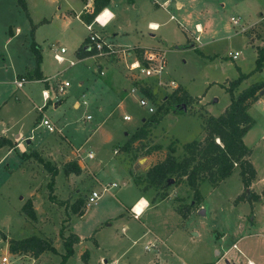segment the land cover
Listing matches in <instances>:
<instances>
[{"label":"rangeland","instance_id":"1","mask_svg":"<svg viewBox=\"0 0 264 264\" xmlns=\"http://www.w3.org/2000/svg\"><path fill=\"white\" fill-rule=\"evenodd\" d=\"M176 1L109 0L107 8L114 17L106 27L95 28L125 52L79 60L80 44L88 31L68 9L82 8V0H26L30 18L16 0H0V137L10 133L15 147L13 152L0 147V232L13 239L36 235L58 250L46 251L38 259L30 253L8 254L7 240L0 233V264H59L64 252L60 228L64 235L83 236L65 264H85L80 254L86 251L89 256V250L90 264H150L160 246L151 240L153 234L132 242L148 225L161 235H172L167 239L169 255L177 254L187 264H213L217 259V264H264V90L250 108L254 125L244 136L256 171L251 190L260 200L235 202L244 190L238 166L216 187L208 180L200 182L199 199L185 179L173 175H168L172 183L151 186L145 192L143 184L136 183L151 165L164 159L169 144L175 146L174 156L180 160L185 143L203 139L204 118L220 114L230 101L226 88L238 77L237 67L251 72L257 49L264 47V0H179V8ZM107 11L99 16L101 21L107 18ZM43 18L47 21L40 22ZM231 18L239 24H233ZM150 22H156L157 27ZM196 23L203 33L198 32ZM32 40L41 53L39 80L31 79L35 64ZM137 40L165 50V79L177 84L175 89L154 85L149 89L154 113L139 105V92H130L141 74L130 70V64L142 60L143 52L151 48L138 52L126 46ZM61 47L66 52L60 53ZM55 52L63 56L62 62L55 59ZM234 52H238L237 59L229 56ZM71 60L76 62L72 66ZM20 76L27 81L18 88L13 81ZM250 77L264 81V66ZM47 81L50 100L42 95ZM60 81L69 82L62 95L56 91ZM183 87L194 96L187 92L191 99L184 102L186 110L175 112L167 106L170 95ZM240 88L241 84L235 94ZM77 102L79 106H75ZM86 114L91 119H86ZM124 115L130 120H123ZM43 117L51 120L53 132L38 126ZM153 118L159 121L151 122L147 137L124 151L122 146L135 129ZM16 130L24 135L16 139L12 133ZM154 145L161 148L147 154ZM88 152L93 153L92 159ZM43 161L57 169L54 200L48 197L51 175ZM69 161L79 164V174L64 172ZM113 182L115 187L103 192L95 204L86 205L91 190ZM140 195L150 207L136 219L131 208ZM29 198L35 220L21 210ZM75 204H80V214L73 213ZM146 205L142 200L135 210L142 213ZM161 222H167L166 226L162 228ZM151 243L154 246L145 250ZM172 260L178 264L176 258Z\"/></svg>","mask_w":264,"mask_h":264},{"label":"trees","instance_id":"2","mask_svg":"<svg viewBox=\"0 0 264 264\" xmlns=\"http://www.w3.org/2000/svg\"><path fill=\"white\" fill-rule=\"evenodd\" d=\"M20 8L25 12V15L30 18L26 0H16ZM109 0H93L94 9L92 13L84 14V20L89 22L93 17L104 7L107 6ZM9 34H12L9 28ZM30 48L34 53V67L31 70L34 80L42 78L40 70L41 53L38 44L32 40ZM91 49H79L80 58L92 54ZM255 66L249 73L240 71L237 78L229 81V86L226 91L229 93L230 101L224 111L217 116L209 115L203 120V130L205 135L202 140H193L183 145L184 155L180 160L174 156L176 150L173 144H169L168 153L161 161L151 165L145 173V176L136 178V183L142 186V190H147L151 186L166 184L168 175H173L180 179H185L188 186L193 190L194 196L201 197L199 193V183L208 180L213 186H217L219 182L226 179L236 166L239 167V175L243 183V191L235 198V202L239 201H257L260 200L259 194L251 190V183L256 178V171L251 162V148L248 147L243 140L244 135L254 125V119L249 113V108L258 100L261 92L264 90V81L258 80L247 87L241 89L235 94L234 89L241 82L254 72L261 71L264 66V47L257 49ZM181 93L178 94V90ZM179 90V91H180ZM144 92L152 97L151 92ZM170 97L168 107L175 112H183L182 103H187L190 98L189 94L178 88L174 90ZM153 98V97H152ZM157 123L158 118L147 119L143 124L136 128L123 144L122 149L129 151L135 141H141L146 138L149 133L151 122ZM8 146L15 148L13 142L1 136L0 147ZM161 148L160 145H154L147 149L149 154L153 149ZM136 157V155H133ZM50 171V181L48 182L49 198L55 199L54 195V177L57 174V169L48 162L43 161ZM64 172L66 174H79L81 168L76 161H69L65 164ZM62 203V202H61ZM80 204H75L72 208L73 213L79 212ZM22 212L32 219H36V213L32 206L31 199H27L21 207ZM1 233V237L7 240L8 252L11 254L30 253L34 258H37L46 251L57 252L56 248L48 241L36 236L30 235L21 239L7 238ZM59 235L62 239L64 252L61 253L59 264H65L67 260L74 254V244L78 242L79 237L76 234L64 235L63 229L60 228ZM81 259L88 264V254L84 251ZM156 264V263H155Z\"/></svg>","mask_w":264,"mask_h":264},{"label":"built area","instance_id":"3","mask_svg":"<svg viewBox=\"0 0 264 264\" xmlns=\"http://www.w3.org/2000/svg\"><path fill=\"white\" fill-rule=\"evenodd\" d=\"M90 1L91 0H86L85 5H84V9L88 13H92L94 9V4L92 8L89 7ZM103 10H105V8L100 10L93 17L91 21L85 23V27L88 31V34L86 36V45L89 46V49L93 51L91 55L96 56V57H103V56L109 57V56L114 55L117 52H121V51L125 52L124 49L118 50L116 46H114L112 43L107 41L104 38L103 34L100 31H97V29L95 28V26H98L99 28L105 27L110 22V20L113 18V14L110 13L108 14L107 18L103 22L98 20L97 18ZM231 21L233 24H239V20L236 18H231ZM196 39L198 40V37H196ZM65 51L66 49L64 47L60 48L61 53H64ZM165 53H166L165 50L162 48H149L148 50H145L143 52L142 60L135 59V61H133L130 64V70H136V71L141 72L140 76L135 80V82L139 81V83L133 85L130 88V92L131 93L139 92L141 94L138 100L139 105L146 106L148 112L150 113H154V111L156 110V107L154 106V103L150 99L152 97L148 96L144 92V90L150 91L149 89H151L152 91L153 85L156 88L158 87L163 88L164 86H169L171 88L173 87L174 89L177 88V84L175 80L173 79L166 80L167 78H166V71H165V66H166ZM230 55L233 59H236L238 56V52L231 53ZM54 57L59 62L63 61L61 60L62 56L59 54H54ZM75 63H76L75 61L71 60L70 66L74 65ZM26 81L27 79L25 78V76H20V78L14 79L13 82L18 88H20L23 86V84ZM68 86H69L68 81H60L59 83L56 84V91L58 92L59 95H62L63 93H65V90ZM42 95L44 96L45 100H49L51 96L49 94V88L44 89L42 91ZM83 103L86 104V101L84 100ZM38 110L41 111L42 108L38 107ZM90 118H91L90 115H86V119H90ZM123 119L130 120V116L124 115ZM40 124L44 126L45 129L49 132H53L55 130V126L46 117L42 118ZM87 157L89 159L93 158V153L88 152ZM113 186L115 187L116 183L113 182L108 186H104L101 190H96V189L91 190V192L88 194L86 198V201H85L86 205L91 206L92 204H95L100 199L103 192L108 191L110 187H113ZM131 211L133 213L134 218L136 219L139 218L140 215L133 210V206L131 208ZM152 245H153L152 243L146 244L145 249L148 250ZM232 246L234 248L237 247L236 244H233ZM5 259L6 258L4 257L3 260ZM249 264H253V263L249 262Z\"/></svg>","mask_w":264,"mask_h":264},{"label":"crops","instance_id":"4","mask_svg":"<svg viewBox=\"0 0 264 264\" xmlns=\"http://www.w3.org/2000/svg\"><path fill=\"white\" fill-rule=\"evenodd\" d=\"M57 2L59 1V0H56ZM83 2H84V5H85V2H86V0H82ZM27 3V2H26ZM84 5H83V7L82 8H80V9H75V8H73V7H69V9H68V14H73L75 17H78V19H80L81 20V22H83V24L85 25V23H86V21L84 20V14H89L85 9H84ZM181 5H182V3L179 1V0H177L176 1V7H181ZM27 7H28V5H27ZM89 7L90 8H92L93 7V1L91 0L90 2H89ZM57 8L60 10L61 9V5L59 4L58 6H57ZM105 9H107L108 11H110L112 14H113V17H114V13L111 11V10H109L108 8H107V6L106 7H104ZM29 11V10H28ZM29 15H30V13H29ZM113 19V18H112ZM111 19V20H112ZM110 20V21H111ZM41 21H47V19L46 18H43V19H41L40 20V22ZM35 24H37V23H35ZM151 24H152V26L153 27H157V23L156 22H150L149 23V25L151 26ZM194 25H196V28L198 29V32H201L202 31V26L199 24V23H196V24H194ZM107 26V25H106ZM105 26V27H106ZM104 28V27H103ZM102 29V28H101ZM18 31V29L16 28V32ZM114 32V31H113ZM202 33H203V31H202ZM117 33H113V36H115ZM196 37V36H195ZM162 40L163 39H161L160 38V41L162 42ZM114 41V40H113ZM196 41V40H195ZM198 41V40H197ZM163 43V42H162ZM194 45V44H193ZM80 46H83V47H87V45H86V37H84V39H83V41H81V44H80ZM126 46H130V47H135L136 48V50H138V52H143V50H145V49H147V48H149V47H159L158 45H143L142 43H140V41H138L137 40V42L136 43H131V44H128V45H126ZM159 48H161V46L159 47ZM57 52V51H56ZM55 52V54H59V53H56ZM59 52H60V50H59ZM66 52V51H65ZM61 53V52H60ZM128 54H130L129 52H128ZM132 55V54H131ZM88 56H92V55H88ZM88 56H85V57H82V58H79V60H82V59H85V58H87ZM229 56L231 57V55L229 54ZM93 57V56H92ZM232 58V57H231ZM238 58V57H237ZM236 58V59H237ZM233 59V58H232ZM119 63H122V62H119ZM28 72H30V71H28ZM259 71H257L256 73H258ZM19 74H17V76H18ZM21 75V74H20ZM43 77H45V79L46 80H48V81H51V78L49 77V76H46V75H44ZM47 81V83H46V87H47V85L49 84V82ZM255 81H258V80H253L251 77H250V75L246 78V79H244L242 82H241V88H240V90L241 89H243V88H245V87H247L249 84H251V83H253V82H255ZM80 84H83V81H80L79 82ZM130 83H131V81H130ZM180 86H182V85H180ZM50 87V84L48 85V87L47 88H49ZM182 88V87H181ZM183 90L185 91V92H188L187 90H186V88L185 87H183ZM189 93V92H188ZM49 94L51 95V89L49 90ZM190 94V93H189ZM190 95H192V94H190ZM192 96H194V95H192ZM262 95H260L259 96V98L261 97ZM258 98V100H260ZM50 100V99H49ZM257 100V101H258ZM256 101V102H257ZM255 102V103H256ZM58 103H60V101L58 102ZM228 104H229V102H228ZM228 104H226V106L228 105ZM75 106H79V103L77 102V103H75ZM226 106L223 108V110H222V112L224 111V109L226 108ZM252 107V106H251ZM250 107V108H251ZM250 108H249V113H250ZM42 111V110H41ZM221 112V113H222ZM86 115H90V114H86ZM86 115H85V117H86ZM219 115V114H218ZM215 116H217V115H215ZM91 119V118H90ZM124 120V119H123ZM51 121V120H50ZM126 121H128V120H126ZM41 124H38V126H40ZM42 126V125H41ZM9 132V131H8ZM248 132V131H247ZM5 133H7V132H5ZM13 133V135L14 136H16V139L17 138H20L21 136H23L24 134H23V132L22 131H20V130H16V131H14V132H12ZM247 134V133H246ZM246 134L244 135V136H246ZM10 135V133L9 134H3V137H5L6 136V138H8V139H12L11 138V136H9ZM26 140H27V142H29V140H30V138H26ZM243 140H244V137H243ZM12 141V140H11ZM245 143V142H244ZM5 149L6 148H9V147H5V146H3ZM10 150H11V148H9ZM12 151V150H11ZM10 151V152H11ZM10 152L8 153V154H10ZM13 152V151H12ZM92 159V158H91ZM250 159H251V157H250ZM79 165V164H78ZM81 168V167H80ZM255 168V167H254ZM234 171H235V169H234ZM253 182L254 181H252V183H251V188H253L252 187V185H253ZM137 185H139V184H137ZM139 186H141V185H139ZM141 190H142V186H141ZM142 191H144V190H142ZM146 191V190H145ZM144 191V192H145ZM142 200H145V201H147V205L145 206V208H144V210H143V212H142V214H140V216H139V218H137V219H140L141 218V216L147 211V209L150 207V204H149V202H148V200H147V198L144 196V195H140L135 201H134V203L132 204L133 205V210H134V207H135V205L138 203V202H140V201H142ZM158 203L159 202H157L156 204H155V206H157L158 205ZM131 205V206H132ZM166 223L167 222H161V227L163 228L164 226H166ZM124 228V227H123ZM152 233L153 234V238L154 239H151V240H156L155 242H157L158 241V243H160L159 245V248H158V251L157 252H155V254L153 255V256H151V260L149 259V262H150V264H177L176 262H173V260H172V258H176L177 259V261H178V264H187L186 263V261H185V259L184 258H182V257H180L179 255H177V254H174V253H172L173 254V256L172 255H169V253H168V251H169V246H168V244H167V239L169 238V237H171L172 235H168V236H165V234H163V235H161V233H158L157 231H155V229H154V227L153 226H150V225H148L147 226V230L146 231H144V232H142L137 238H135V239H132V242L133 243H135L136 242V240H138V239H141V237L142 236H145V234L146 233ZM76 234V233H75ZM78 237H79V239L81 240L82 238H83V236H81V235H78V234H76ZM246 238V237H245ZM98 243V242H97ZM233 245V244H232ZM6 247H5V251H6V253H8L9 254V252H8V243H6V245H5ZM152 246H154V245H152ZM76 247V246H75ZM236 248H238V246L236 247ZM75 250H74V252L76 251V248H74ZM88 249V248H87ZM144 249H145V246H144ZM166 249V250H165ZM89 250V249H88ZM146 250V249H145ZM149 250V249H148ZM240 250V249H239ZM57 252H58V250H56ZM89 252H90V254H89V256H88V264H90L89 263V260H90V257H91V251L89 250ZM219 252V251H218ZM240 252H241V250H240ZM177 253V252H176ZM75 254V253H74ZM164 254H166V255H168L167 257H169L171 260H170V262L168 261L169 259H167V257L165 256V257H163V255ZM80 256H81V254H80ZM163 258H165V259H163ZM221 258V257H220ZM38 259V258H37ZM179 259V260H178ZM106 260V259H105ZM218 260L219 259H217L213 264H217V262H218ZM252 262V261H251Z\"/></svg>","mask_w":264,"mask_h":264},{"label":"water","instance_id":"5","mask_svg":"<svg viewBox=\"0 0 264 264\" xmlns=\"http://www.w3.org/2000/svg\"><path fill=\"white\" fill-rule=\"evenodd\" d=\"M84 49H89V46L84 47ZM181 108H182V110H186V105L184 103H182L181 104ZM172 182H173V179L172 178H168L167 183L170 184ZM228 264H231V263H228Z\"/></svg>","mask_w":264,"mask_h":264},{"label":"bare ground","instance_id":"6","mask_svg":"<svg viewBox=\"0 0 264 264\" xmlns=\"http://www.w3.org/2000/svg\"><path fill=\"white\" fill-rule=\"evenodd\" d=\"M105 10H107V9H105ZM105 10H103L102 12H105ZM102 12H101V14H103ZM107 12H108V14L111 13L110 11H107ZM101 14H100V15H101ZM100 15H99V16H100ZM99 16H98V18H97L98 20H100V19H99ZM100 21H101V20H100ZM101 22H103V21H101ZM63 59H64V58H63V56H62L61 60H63ZM138 203H139V202H138ZM138 203L135 205V207L138 205ZM135 207H134V211H135L136 213H138V212L135 210ZM144 208H145V207H144ZM138 214L140 215V214H142V213H138Z\"/></svg>","mask_w":264,"mask_h":264}]
</instances>
